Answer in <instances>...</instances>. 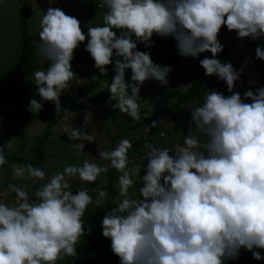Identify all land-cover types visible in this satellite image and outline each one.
Segmentation results:
<instances>
[{"label":"clouds","instance_id":"1","mask_svg":"<svg viewBox=\"0 0 264 264\" xmlns=\"http://www.w3.org/2000/svg\"><path fill=\"white\" fill-rule=\"evenodd\" d=\"M99 3L107 9L103 24H87V33L81 21L62 8L50 6L44 11L38 51L51 63L46 70L33 73L38 86L35 95L40 99L30 100V112H40L50 101L56 115L64 112L67 118L60 98L71 88L75 75L74 52L86 40L85 50L100 75L107 76V66H114L108 103L132 120L141 118L138 97L144 82L169 83L172 66L154 62L150 52L138 48L139 43L151 48L154 36L172 37L183 58L211 52L212 57L199 59V64L205 75L223 81L231 94L209 89L203 104L191 107V124L207 137L202 146L191 134L182 146L171 149L146 143V168L144 164L129 168L132 142L122 138L114 149L100 150L99 158L108 164L85 160L82 165H67L34 192L9 183L15 195L12 205L0 201V264H57L77 256L76 245L85 234L86 209L89 205L103 207L107 192L98 185L95 200L84 188L74 194L68 177L94 183L109 168L121 173L118 184L123 199L103 217L101 228L119 264H227L242 249L251 251L256 260H264L257 250L264 249V86L243 94L235 91L243 67L237 69L231 61L218 58L224 50L218 34L224 26L234 30L238 39H264V0ZM255 55L264 60V45L256 47ZM249 62L251 57L245 64ZM129 69L130 81L125 78ZM91 122L87 113L83 124ZM158 124L154 120L147 131ZM63 132L73 141L97 140L84 128L66 125ZM72 145L85 152V143ZM4 147L11 149L12 141L0 146V169L8 163ZM11 169L13 180L37 181L46 176L31 163H12ZM142 169L146 174L141 176ZM138 182L140 195L131 198L129 189Z\"/></svg>","mask_w":264,"mask_h":264},{"label":"rangeland","instance_id":"2","mask_svg":"<svg viewBox=\"0 0 264 264\" xmlns=\"http://www.w3.org/2000/svg\"><path fill=\"white\" fill-rule=\"evenodd\" d=\"M98 2L99 0H53V3L50 4V0H0V60L3 61L2 63L6 75L12 78L20 77L24 67L20 59L21 35L19 32L20 10L24 4L33 6L35 10L34 15L29 21V28L32 34L41 31L40 21L44 15V11L50 6L60 7L66 14L78 18L81 21L82 30L87 33V24H89V26L103 24V17L107 9L105 7L100 9L99 7L101 6L97 5ZM153 39L155 40V44L151 48H146L143 43H139V50L150 52L151 55L155 52L163 55L170 48H173L176 58L180 61L182 60L183 56L178 54L176 42L172 37L161 38L159 36H154ZM218 39L223 45L227 43L230 44L229 51L232 54V58L235 62L243 66L246 74H256L258 72L257 65L259 59H256L255 49L256 45H264V39L255 41L251 38L238 39L236 32L234 30L229 31L226 26L222 27L218 34ZM86 43L87 40L81 42L80 46L74 52V58L71 63L75 75L70 84L71 88L61 95V102L75 95H78L81 101H88L90 97L106 88L108 86V80L115 74L114 66L111 65V67L108 68L107 76L100 75L99 69L94 67L95 62L93 58L90 53L85 50ZM205 56L212 57V53H202L199 58L188 57L187 59H191L189 65H170L172 66V71L168 74L169 83L167 85H162L160 82L153 79L144 82L140 97H138L141 117L139 120H132L130 122L129 118L131 117L119 110L112 109L110 104H106V106L100 109H97V107L93 105L88 110H79L77 112L67 111L66 119L63 117L65 113L61 112V115L58 116L59 122L57 126L54 127V134L50 139V146L47 150L50 158L48 162L42 166V169L46 173L45 179L42 181L47 183L53 174L63 172L67 165H82L85 160L100 165L108 164L109 161L99 158L100 150L109 151L110 146H113L114 149L122 138H128L134 143L142 137L151 135V140L147 141V144L171 149L175 148L177 145L182 146L185 137L191 134L199 138L202 146L207 137L202 131L196 128L194 122L191 124V107H196L198 105H196L195 102L185 103L182 106L181 114L178 115L174 102L165 100L164 93L173 86H179L182 90L189 89L194 80L188 68L199 62V59H203ZM248 57H251V62L245 64V60ZM35 58L36 61L41 64L47 61V58L39 53L38 48L35 52ZM218 58L221 59L222 62H226L221 54H219ZM187 59L185 58L186 62ZM46 69L47 68H42L41 65L37 70ZM125 75L131 79V69L127 70ZM94 77H99V79H94ZM32 79L33 77L25 80L23 86L25 98L29 101L33 98L40 99V97L35 95L34 89L38 86L34 84ZM257 87L259 86H248L235 91L243 94V92L249 88L254 90ZM129 92H131V89H129ZM12 95L13 90L10 86L6 84L2 85V87L0 86V142L7 143L12 141L11 150L22 156L29 157L33 153L36 137L44 133L45 124L39 120L13 119L12 115H14L16 107H19V104ZM248 102H250V100ZM53 105H55L53 102H45L41 111ZM87 113L90 119H92V122L84 126L83 121ZM4 114H10L11 119L5 118L3 116ZM112 114H114L115 117ZM154 120L159 121V124L157 127L150 128L148 132L147 129ZM135 123H142V125L137 130L130 129L129 124ZM66 125L69 128L72 126L84 128L85 131L95 136L97 140L93 142L70 140L67 133L63 132ZM153 132H155V134H153ZM161 133H165V135H161ZM115 137L116 139H114ZM78 142L85 143V152H79L73 147L72 143ZM145 144L140 147V152L132 151L128 153L129 168L135 166H140L142 168L143 164L146 168L148 161L145 160V152L147 151ZM109 170L106 173H101L94 183L81 181L78 177H68L71 184L70 190L74 191L75 194V190L78 188L87 189L89 194L93 197V200H95L97 197L96 187L98 185L100 187L106 185ZM118 174L121 175L119 172ZM144 174H146L145 169H142L140 175L142 176ZM134 179L138 178L134 177ZM9 183L27 187L30 192H34L32 186L36 181L31 179L22 180L19 178L13 180L11 166H8L5 176L0 178V201L12 205L14 203L15 194L8 188ZM115 184L119 189L118 182H115ZM139 189L140 188L134 184L129 189V196L131 198H138L140 195ZM108 198L109 194H107V197L104 199L103 207L96 208L94 205H89L88 208L96 212H102L106 207ZM33 199H35V197H33ZM122 199L123 198L118 195L115 202L118 203ZM84 220L85 234L76 245L77 255L82 253L85 246L92 240L90 230L94 228L92 226L94 223H89L93 222L92 217L85 213ZM257 250L264 254V249ZM75 258L76 256L65 257L63 260L57 261V264H73ZM242 259L244 264H264V260L254 259L252 252L247 249L242 252ZM88 264H119V258L111 251V248H109L103 256L98 254L91 256Z\"/></svg>","mask_w":264,"mask_h":264},{"label":"trees","instance_id":"3","mask_svg":"<svg viewBox=\"0 0 264 264\" xmlns=\"http://www.w3.org/2000/svg\"><path fill=\"white\" fill-rule=\"evenodd\" d=\"M87 1V0H85ZM91 1V0H89ZM98 1V0H97ZM97 5H100L98 2ZM102 9V6L99 7ZM35 10L33 6L29 4H24L20 10V21H19V32L21 35L20 39V59L22 60L24 67L20 77L12 78L6 75L4 71L3 61L0 60V86L8 85L13 90V95L17 100L19 107H16V111L14 115H12L13 119L21 120V119H31V120H39L45 124L44 133L41 136H37L35 139V147L33 149V153L29 157H25L20 155L19 153L4 147V155L6 160L8 161L7 164L0 169V178H3L6 173V169L8 166L10 167L12 163H17L19 165H24L25 163H31L33 166L42 168V166L48 162L50 155L48 154L47 150L50 146V139L54 134V127L57 126L59 122V117L56 115V108L55 105L51 107H47L45 110L40 112H30L28 110L29 107V100L25 98L24 95V83L25 80L33 77L34 71H36L41 65L42 68H48L51 61L47 59L45 63H38L35 58V52L40 44V37L39 32L32 34L29 28V21L31 17L34 15ZM230 44L224 45V50L220 54L224 57L226 62L231 61L233 65L240 69L243 67L240 63L235 62L232 58V54L229 51ZM257 47V45H256ZM154 62L161 64V65H180L184 66L178 58L175 56V50L170 48L165 54L160 55L158 53H154L151 55ZM185 58V57H184ZM187 59V58H186ZM191 59H187V62L190 64ZM258 72L256 74H246L243 71L241 78L239 81L236 82L237 89H243L248 86H261L264 85V60H259L258 62ZM111 65H108L107 68H110ZM244 69V68H243ZM190 75L193 77V83L191 87L187 90H182L179 86H173L172 88L165 91V100L173 101L174 106H176L177 114H181L182 106L188 102H195L196 105L200 106L203 104V98L205 94L208 92L209 89H217L219 91L224 92L226 95H230L231 93L228 92L227 85L221 81L216 76H206L204 74V70L202 66H200L199 62L196 64L191 65L188 68ZM115 75V74H114ZM113 75V76H114ZM112 76V77H113ZM111 77V78H112ZM111 78L108 80V86L111 83ZM126 80L130 81L126 75ZM257 80V84H250V80ZM147 82V81H145ZM108 86L104 88L99 93L95 94L94 96L90 97L88 101H81L78 95L71 96L69 99H65L61 102L62 108L66 109L69 112H77L79 110H88L92 106V104L97 107V109L103 108L108 105V97L110 96V92L107 90ZM15 100V103L17 104ZM251 102V101H250ZM17 104V106H18ZM114 117L115 115L112 114ZM7 119H11L10 114L3 115ZM129 121H132V118H129ZM142 123H135L129 124V128L137 130ZM155 134V132H153ZM151 136V135H150ZM150 136L142 137L140 140L135 141L132 143V148L129 152L132 151H139L140 147L143 146L147 141L151 140ZM114 137V136H113ZM119 137V136H116ZM116 137L114 139H116ZM6 143L0 142V146H4ZM113 149V146L109 147V151ZM128 152V153H129ZM118 171L114 168H110L108 172V178L106 185L100 187L109 194V198L107 199L106 207L102 212L93 211L90 208L86 209V214L92 217L94 223L91 228V238L92 240L85 246L82 253L78 254L74 259L73 264H88L91 256L94 254H98L103 256L108 249L110 248L111 241L109 238H105L102 235V228L101 223L103 217L110 211L112 208L117 206V202L115 199L119 195V189L117 188L115 182H118ZM45 184L42 180H37L35 184H33L32 188L34 191L39 189L41 185ZM1 185V184H0ZM137 187L140 188V183H136ZM245 249L241 250L240 256L236 260L228 261L227 264H244L242 259V252Z\"/></svg>","mask_w":264,"mask_h":264},{"label":"water","instance_id":"4","mask_svg":"<svg viewBox=\"0 0 264 264\" xmlns=\"http://www.w3.org/2000/svg\"><path fill=\"white\" fill-rule=\"evenodd\" d=\"M182 63L189 65V63L185 61V58L182 59Z\"/></svg>","mask_w":264,"mask_h":264}]
</instances>
